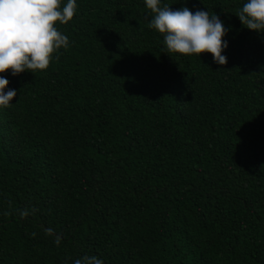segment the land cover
Here are the masks:
<instances>
[{
	"label": "trees",
	"instance_id": "obj_1",
	"mask_svg": "<svg viewBox=\"0 0 264 264\" xmlns=\"http://www.w3.org/2000/svg\"><path fill=\"white\" fill-rule=\"evenodd\" d=\"M163 3L219 14L227 64L167 53L144 0H77L47 69L0 73V264H264V33Z\"/></svg>",
	"mask_w": 264,
	"mask_h": 264
},
{
	"label": "clouds",
	"instance_id": "obj_2",
	"mask_svg": "<svg viewBox=\"0 0 264 264\" xmlns=\"http://www.w3.org/2000/svg\"><path fill=\"white\" fill-rule=\"evenodd\" d=\"M152 13L148 26L163 34L167 53L198 54L210 52L219 65L227 64L225 49L229 41L224 21L217 13L187 4L172 8L163 0H144ZM77 12V0H0V73H34L50 64L53 53L69 47V36L57 23H68ZM247 28L264 33V0H244L236 12ZM17 90L9 87L0 74V107L10 106ZM103 264L95 256L77 259L74 264Z\"/></svg>",
	"mask_w": 264,
	"mask_h": 264
}]
</instances>
